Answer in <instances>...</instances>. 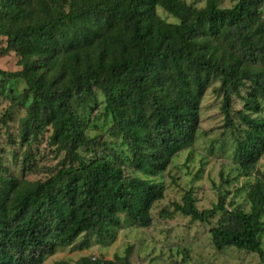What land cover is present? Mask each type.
Segmentation results:
<instances>
[{"label": "trees", "instance_id": "trees-1", "mask_svg": "<svg viewBox=\"0 0 264 264\" xmlns=\"http://www.w3.org/2000/svg\"><path fill=\"white\" fill-rule=\"evenodd\" d=\"M0 36L3 52H14L21 66L0 69V76L25 83L0 117L6 126L13 109H23L21 172L44 133L63 152L60 167L43 179L0 173V264H42L57 248L87 247L92 237L106 243L124 221L148 227L164 196L161 180L151 177L193 145L213 80L229 125L232 95L263 111L256 118L240 113L247 127L234 149L240 175H255L249 208L228 209L220 196L198 209L192 189L174 208L202 223L219 211L209 229L214 248L254 252L264 263V0L230 7L219 0L202 7L184 0H0ZM99 115L109 118L117 148L89 135ZM54 264L133 263L126 246L111 259Z\"/></svg>", "mask_w": 264, "mask_h": 264}, {"label": "rangeland", "instance_id": "rangeland-1", "mask_svg": "<svg viewBox=\"0 0 264 264\" xmlns=\"http://www.w3.org/2000/svg\"><path fill=\"white\" fill-rule=\"evenodd\" d=\"M184 1L196 7L204 5V0ZM237 1L219 0V4L221 7H230ZM157 13L168 22L175 21L161 8H157ZM4 46L5 38L0 36V69L19 70V58L14 52L4 53ZM24 87L23 80H3L0 76V117L14 103L13 96L22 93ZM217 88V80H213L201 100L199 126L193 145L180 151L162 175L151 177L161 180L164 186L163 198L151 209L152 223L148 227H137L124 221L115 230L114 237L106 243L97 242L92 237L87 247H60L42 264H54L61 260L73 263L81 257L111 259L114 254H122L126 246L131 248L133 264H264L254 252L235 247L221 250L214 248L209 229L216 224L219 211L214 212L208 223H202L192 221L174 208L175 204L181 203L184 192L190 189L198 209L211 208L220 196L228 209L236 206L245 210L249 208L246 191L255 175H240L234 149L237 139L243 136L247 127L240 113L256 118L263 111L246 109L244 99L232 95L229 108L232 123L229 125ZM242 94L245 96V91ZM23 115V109L15 107L7 125L0 123V160L4 169L0 173L33 182L50 176L60 167L63 152L58 151L49 142L48 133H44L32 142L29 148L32 154L28 161L30 168L21 172L26 146L20 145L16 135L18 121ZM109 125V118L99 115L91 124L89 135L99 136L101 141L105 140L107 145L117 148L121 145L120 139L111 134ZM259 169L264 173V154L259 159ZM262 241L264 249V235Z\"/></svg>", "mask_w": 264, "mask_h": 264}]
</instances>
